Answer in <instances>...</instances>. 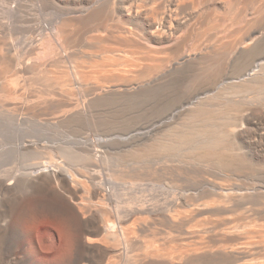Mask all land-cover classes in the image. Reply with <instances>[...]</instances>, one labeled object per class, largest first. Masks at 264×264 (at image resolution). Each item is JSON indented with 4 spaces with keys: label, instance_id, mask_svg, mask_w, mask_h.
I'll use <instances>...</instances> for the list:
<instances>
[{
    "label": "bare ground",
    "instance_id": "obj_1",
    "mask_svg": "<svg viewBox=\"0 0 264 264\" xmlns=\"http://www.w3.org/2000/svg\"><path fill=\"white\" fill-rule=\"evenodd\" d=\"M218 1L0 0V158L38 159L0 168V264H191L253 255L191 243L207 224L197 217L240 205L248 190L204 178L191 193V179L182 181L190 167H137L180 151L191 161L192 150L198 162L245 164L239 140L264 153V103L241 126L236 103L244 90L264 94V10L250 0L254 9L238 10L245 20L228 24L230 14L218 13L219 2L228 3ZM93 32L103 34L100 51L81 50ZM62 128L75 132L90 168L39 158ZM113 155L131 168H101ZM155 180L170 193L152 202L137 189ZM216 221L226 235L244 226ZM38 231L51 235L50 244Z\"/></svg>",
    "mask_w": 264,
    "mask_h": 264
},
{
    "label": "rangeland",
    "instance_id": "obj_2",
    "mask_svg": "<svg viewBox=\"0 0 264 264\" xmlns=\"http://www.w3.org/2000/svg\"><path fill=\"white\" fill-rule=\"evenodd\" d=\"M219 1H223V0H219ZM243 1H241V0L240 1L239 0H229L230 4L232 5L231 6L229 4V2L226 0L225 3H228L230 5V7L228 4L224 5V2H219L218 13L219 14L227 13L228 15L230 14V16L228 18V24H229V23H240V21H242V19H243V21L245 20V17L242 15L243 10L240 13L238 10L243 9L241 7H245L246 4L247 5L250 4L249 6L252 8L254 6L255 9L259 7L262 10H264V0H261V1L255 0L256 1V2L254 1L255 3L252 2L253 6L251 5V3H249V2H251L250 0H243ZM258 1H260L261 3ZM234 2H235V4H234ZM237 2L240 3V6H238L239 9H237V5H238ZM241 2H243V3H241ZM222 5H224L226 7V9H224V6L222 7ZM228 7L230 8V10H228ZM250 7H249V9H250ZM252 8L249 10V13H251L252 12L251 10L254 9V8L253 9ZM235 9H236V13L234 12ZM237 15H239V16H237ZM256 15L260 16L259 13ZM235 16H237V17L234 18ZM241 16H242V18H241ZM102 35L103 34H101V32L90 33L89 35L86 36V41L89 42L88 46H83L82 49H81V47H77L75 49H81L85 52H90L91 50H92L91 52H93V53L99 52L100 48H98V46L96 45V41L98 40V37H102ZM103 45L105 47L109 48L113 44L110 42H105V43L103 42L102 46ZM90 46H92L93 48H91ZM75 49H73V50H75ZM55 59H57V58H55ZM53 68L54 67H52L51 69H53ZM51 69L49 68V70H50V72H52V74H58L56 68H54V70H52V71H51ZM34 86L38 87L39 85H37V86L34 85ZM260 91L261 90H259V91L248 90L246 92L244 90V91H242V93L239 91L240 95L237 94L238 97L236 99V103H237V106L240 107V109H241L240 110L241 113L239 112V115H238V118H239V120H238L239 124L237 123L238 126H241L244 124V122H245L244 119L250 118L249 113L251 110L263 107L264 94L260 93ZM261 92H263V91H261ZM82 101H83V99H82ZM240 115H241V117H240ZM243 117H244V119L242 121ZM232 119L233 118H231V120ZM245 126L246 125H244V127ZM37 129H38V127H36V126L33 127V131L37 132L39 130V129L38 130ZM62 131L63 132H61V130H60L58 132V134L55 135V138L56 139L58 138V139H57V141L55 139V140H53L52 143H50L51 146L48 149V151L46 152L47 154H43V156H41L39 158H42L43 161L44 160L48 161L47 159H49L50 156H52L57 162H59V164H62L63 168H90L88 162H87V164H84L86 161L84 158H82L80 156L81 154L83 156V153H81V152H80L81 154L79 153L77 146H75L74 142L72 141V139L75 138L74 136H76L75 132H73V130L71 131L69 128H62ZM65 134H66V137L63 136ZM70 136H72V138ZM238 142H239L238 147H240V148H238V151H236V154L240 153L241 156H239V157L244 160V162H245V164L243 163L244 165L242 163L238 164V165H234L231 163L219 165L218 163H214L215 161L213 162L212 160L211 161L205 160L206 163H205V161L198 162L199 160H197L196 156H194V154L196 155V153L193 150L191 151V161H189V159H187L188 153H183L185 151H183V152L180 151L181 153L179 152L178 155L176 153V155L174 154L175 156L172 155V157H169L167 159H164L160 154H159V156L156 154L151 155L152 157H150V156H149L150 158L147 157V159H145L144 163H139L137 165L138 168H140V166H141V168H148V167L151 168V166H152L153 169H155L157 166H158L157 168H165V167L166 168H173V167H175V168H183V169L190 167L191 173L190 172L189 173L191 175H186L187 173H184L183 178H182L184 180H182V181L184 182V181L191 179V193H195V191L192 190L193 186L204 178L211 181L212 183L221 184V185H224L226 187L227 186H235L239 189L248 190L249 194H248L247 198H245L246 200L243 201V203H241L240 205L228 206L230 208V210L223 212L221 214H217V213L209 214L212 216V218L210 216H208V214L206 215V217L205 216L197 217L196 221H199V219L203 220V218H204L207 221V224L205 226L203 233H200V235L198 234L195 236L191 235V243H195V242L200 243V244H202V247H204V248L210 247L213 250H216L217 248H221V247H229V248L230 247H237V248L246 247V248H248V250H250L252 252L253 255L249 258L242 257L240 255L234 256V257L227 256V257L221 258L219 260H213V261H205V262L194 261V262H191V264H264V153H262L263 154L262 155L258 151L254 150V148L252 146H249L248 143H246L245 141L239 140ZM237 155H239V154H237ZM124 157L125 156H123V155H120V156L113 155L109 159L107 158L108 160L105 161V163L103 164V167H101V168H124V167L125 168L126 167L131 168V166H132L131 164H133V163L130 162V164L128 163V165H127L128 159L126 160V158H124ZM154 157H156V158L160 157V158L152 159ZM36 158L37 157H34V156L21 157L20 155H15V154L9 153V154H6V157L0 158V168L1 169L23 168L26 163L32 164L34 162H37L38 159H36ZM161 158H162V161H164V160L165 161L162 162ZM151 159H152V161H151ZM173 159L175 161H173ZM155 160H157L158 162H156ZM153 163H154V165H153ZM168 163H171V164H168ZM185 163H187V164H185ZM190 163H191V165H190ZM141 164H143V165H141ZM147 165H148V167H147ZM162 165H163V167H162ZM165 165H167V166H165ZM137 190L141 191L142 194L146 195L148 197V199L151 200L152 202H155L158 199L169 195V193H170L169 190L163 184L159 183L157 180H155L153 182L145 183V185L141 186ZM123 192L125 194H127V197L131 196L130 195L131 190L125 189V190H123ZM192 198H195V197L192 196ZM196 198H198V197H196ZM251 213H252V215H251ZM242 214H244V215L246 214L247 216L246 215L244 216ZM221 217H222V219H224L226 221L234 220L235 223H239V224H241V222H243L242 224L244 226L245 225L247 226L248 224H250V225L253 224V225L252 226L249 225L250 228H249V226H247V227L245 226L246 228L244 226H242V228L240 229L241 232H236L238 235H236V233H231V234L226 235V234L221 232L220 228L215 227V226H217L216 220H219L218 221V223H219L221 221ZM212 222L215 223V225H213ZM253 227H255V228H253ZM248 229H250V230H248ZM199 230H200V228H198V230L194 229L193 232H196L195 234H197L199 232ZM242 232H244V233H242ZM241 233H242V235H241ZM37 235H38V238L40 240L45 239L44 241H46V242L51 240L50 239L51 235H49V233L44 234L41 231H38ZM46 235H48V236H46ZM172 235L177 236L176 234H172ZM239 236L243 239L239 238ZM147 239H150V237H147ZM48 243L50 244V241ZM191 248H192V246H191Z\"/></svg>",
    "mask_w": 264,
    "mask_h": 264
}]
</instances>
